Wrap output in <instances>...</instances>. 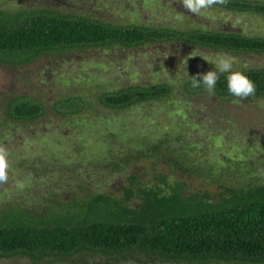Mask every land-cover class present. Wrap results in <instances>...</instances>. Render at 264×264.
Masks as SVG:
<instances>
[{"label":"rangeland","instance_id":"obj_1","mask_svg":"<svg viewBox=\"0 0 264 264\" xmlns=\"http://www.w3.org/2000/svg\"><path fill=\"white\" fill-rule=\"evenodd\" d=\"M49 3L60 11L103 22L222 28L264 35L262 15L215 5L195 16L178 0H0V8L15 11L47 7ZM177 15L183 19L177 21ZM221 55L234 59L233 70L264 64V53H233L183 42L75 46L42 52L19 64L0 62V144L8 149L11 163L8 182L0 184V208L37 205L46 197L66 199L70 191L79 195L78 183L120 194L121 185H127V175L133 173L140 181L150 182L153 170H166L160 161L151 165L152 156L139 158L120 171L108 160L117 153L145 148L163 136L180 147L190 163L205 171L210 165L214 172L215 180L203 174L182 175L185 193L207 189L215 199L222 189L220 183H264V96L244 100L208 92L183 96V82L215 70L213 63ZM158 81L171 84V92L160 99L122 109L98 101V95L106 90ZM15 95L38 100L40 113L26 120L9 118L4 104ZM68 96L79 97L72 112L57 104L58 99ZM17 181L24 182L23 190L16 187ZM0 264L144 263L130 257L106 261L96 253L86 261L74 257L43 263L13 255L0 257ZM145 264L190 263L156 260Z\"/></svg>","mask_w":264,"mask_h":264},{"label":"trees","instance_id":"obj_2","mask_svg":"<svg viewBox=\"0 0 264 264\" xmlns=\"http://www.w3.org/2000/svg\"><path fill=\"white\" fill-rule=\"evenodd\" d=\"M225 10L264 16V0H228ZM146 42H183L228 50L233 53H264V35L222 28H177L165 25L110 23L47 7L0 8V62L23 63L42 52L88 45L124 47ZM257 85L255 96H264V64L243 69ZM235 71V70H234ZM227 73L220 76L215 95L229 98ZM183 96L207 93L193 89L188 77ZM171 92V84L130 83L98 95L109 108L122 109L143 101L160 99ZM250 96L248 98H251ZM77 96L60 98L72 112ZM247 98V99H248ZM41 111L38 100L15 95L4 104L11 119L26 120ZM153 158H152V157ZM160 161L165 171L151 172L150 182L128 174L121 193L96 191L87 184L66 199L43 198L37 205H5L0 208V257L27 256L32 262L79 258L96 253L106 261L131 258L135 262L166 261L192 264H264V183L225 185L211 199L207 189L184 192L182 175H207L215 180L209 165L201 170L189 162L180 147L167 136L145 148L117 153L108 162L120 171L139 158ZM132 199V200H131ZM137 249V252L134 250Z\"/></svg>","mask_w":264,"mask_h":264},{"label":"clouds","instance_id":"obj_3","mask_svg":"<svg viewBox=\"0 0 264 264\" xmlns=\"http://www.w3.org/2000/svg\"><path fill=\"white\" fill-rule=\"evenodd\" d=\"M178 2L182 3L183 8L189 13L200 16L202 12L211 9L215 5L227 4L228 0H178ZM175 19L181 21L183 17L177 15ZM204 59L207 60L206 58ZM234 63L235 61L232 57L227 55L219 56L217 61L213 63L215 70H209L205 73H198L197 75L190 76L191 87L193 89H198L203 86L209 95H215L216 85L220 76L227 73V91L230 95L241 100L247 99L250 96H255L257 85L244 72L239 70L234 71ZM10 168L11 163L8 149L3 144H0V184L8 182ZM16 187L23 190L25 184L22 181H17Z\"/></svg>","mask_w":264,"mask_h":264}]
</instances>
